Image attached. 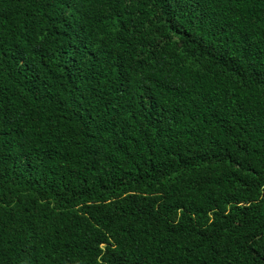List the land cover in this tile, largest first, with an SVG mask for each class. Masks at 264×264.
<instances>
[{
    "label": "trees",
    "instance_id": "trees-1",
    "mask_svg": "<svg viewBox=\"0 0 264 264\" xmlns=\"http://www.w3.org/2000/svg\"><path fill=\"white\" fill-rule=\"evenodd\" d=\"M0 264H264V0H0Z\"/></svg>",
    "mask_w": 264,
    "mask_h": 264
}]
</instances>
